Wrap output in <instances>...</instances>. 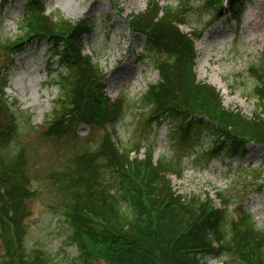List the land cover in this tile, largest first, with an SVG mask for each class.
Masks as SVG:
<instances>
[{
  "label": "trees",
  "instance_id": "trees-1",
  "mask_svg": "<svg viewBox=\"0 0 264 264\" xmlns=\"http://www.w3.org/2000/svg\"><path fill=\"white\" fill-rule=\"evenodd\" d=\"M161 2L150 0L146 11L128 22L135 34L145 38L143 59L148 58L159 75L133 109L145 115L150 128L174 124L173 144L192 141L191 156L204 165L244 157L249 143L264 147V67L252 64L248 69L254 81L253 116L226 110L219 92L199 82L195 74V44L203 32L188 35L181 31L189 21L190 1L180 0L177 7ZM237 2L200 3L216 16L222 14L225 3L233 8ZM23 9L21 36L4 43L6 53L13 58L29 43L47 39L51 65L63 68L52 73L51 86L62 94L61 112L48 125L46 136L61 140L74 137L81 126L111 127L102 141L74 152L68 165L52 175L56 188L52 207L64 217L67 240L78 249L77 256L65 264H96L97 260L105 264H208L209 257L223 263L229 258L230 264H264V229L243 204L245 200L231 207L233 197L220 192L221 207L217 208L209 196L179 194L169 177L182 176L181 159L155 161L154 143L149 142L140 157V144L128 145L119 137L118 124L129 101L103 96L105 74L93 56L84 54L88 24H75L58 13L47 15L44 0H26ZM236 12L239 20L242 10ZM8 67L0 70V241L6 245L0 264H59L43 248L26 244L27 202L37 190L27 173L24 148L13 145L20 143L23 112L6 97ZM200 103L209 111L198 109ZM231 120L236 123L229 126ZM240 123L247 126L248 135L238 129ZM205 134L214 141L207 150H198ZM256 172L239 173L243 179L239 184L249 186L246 197L264 192V173ZM10 229L14 233L11 246L4 236Z\"/></svg>",
  "mask_w": 264,
  "mask_h": 264
},
{
  "label": "rangeland",
  "instance_id": "rangeland-1",
  "mask_svg": "<svg viewBox=\"0 0 264 264\" xmlns=\"http://www.w3.org/2000/svg\"><path fill=\"white\" fill-rule=\"evenodd\" d=\"M44 1L48 14L58 13L76 24L85 22L93 30L84 38V53L89 56L93 52L97 53L94 60L98 61L105 74L103 96L111 101L121 97H126L129 101L127 112L118 124L119 137L128 145L140 144L141 157L149 142L154 143L156 160L161 157L172 161L181 159L182 176L169 177L175 192L203 198L209 196L217 208L220 203L216 196L220 192L233 197L231 207H235L238 200H245L243 204L252 213L258 226L264 229V192L246 197L245 191L249 186L238 182L243 180L239 174L241 171L264 173L263 146L249 143L248 153L244 157L217 159L204 165L202 161L193 160L192 141L181 140L180 146L173 144V139L176 138L174 124L168 122L160 127L150 128L145 115L133 109L134 103L146 91L148 84L159 79L151 61L147 57L142 59L146 56L144 38L134 35L128 24L131 16L146 11L150 0ZM189 1L191 6L187 8L189 13L186 17L189 21L188 25L182 27V31H203L202 39L196 43L198 58L195 73L198 81L210 84L220 92L226 110L251 118L256 105L250 98L254 81L248 69L252 64L264 67V0H238L232 8L242 10L238 23L231 21L234 12L230 11L228 5H225L222 14L213 16L205 11L201 0ZM179 3L180 0L162 1L163 5L172 7H177ZM25 4L26 0H0V70L10 67L6 73V97L11 105L23 112L20 143L13 145L24 148L29 159L27 173L33 188L37 190L36 196L27 202L26 244L29 248H43L56 262L65 264L77 256L78 249L67 240L64 217L52 207L56 204L52 175L68 165L74 152L86 148L88 143L102 141L111 128L81 126L75 132L79 139L75 135L61 140L46 136L48 125L61 112L59 98L62 94L57 87L51 86L54 77L52 73L57 69L63 72V68L57 64L51 65L47 40L29 43L14 58L3 48L5 42L8 44L21 36L20 21ZM211 21L213 23L210 25ZM208 54H212L215 60L212 65L207 62ZM196 107L201 108L202 112L209 111L203 108L202 103ZM28 118H31V125L28 124ZM228 123L230 126L236 122L231 120ZM240 124H237L238 129L243 135H248L247 126ZM213 141L212 135L205 134L197 144V149L207 150ZM4 236L6 243L13 245V231L8 230ZM5 247V242L0 241V259ZM225 261L222 263V259L207 258L208 264H230L229 258ZM96 264L105 263L97 260Z\"/></svg>",
  "mask_w": 264,
  "mask_h": 264
},
{
  "label": "bare ground",
  "instance_id": "bare-ground-1",
  "mask_svg": "<svg viewBox=\"0 0 264 264\" xmlns=\"http://www.w3.org/2000/svg\"><path fill=\"white\" fill-rule=\"evenodd\" d=\"M128 48H129V46H128ZM206 58H207V62H208L210 65H212V63L215 62V60L213 59V55H212V54H208V55L206 56ZM203 68L206 69V66H204ZM215 86H216V84H215ZM219 89H221V88H219Z\"/></svg>",
  "mask_w": 264,
  "mask_h": 264
}]
</instances>
